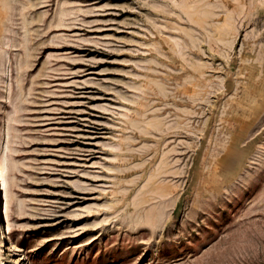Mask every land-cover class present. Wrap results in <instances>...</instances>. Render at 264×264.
I'll list each match as a JSON object with an SVG mask.
<instances>
[{
	"label": "rangeland",
	"instance_id": "374dc122",
	"mask_svg": "<svg viewBox=\"0 0 264 264\" xmlns=\"http://www.w3.org/2000/svg\"><path fill=\"white\" fill-rule=\"evenodd\" d=\"M0 234V264H264V0H0Z\"/></svg>",
	"mask_w": 264,
	"mask_h": 264
},
{
	"label": "bare ground",
	"instance_id": "6f19581e",
	"mask_svg": "<svg viewBox=\"0 0 264 264\" xmlns=\"http://www.w3.org/2000/svg\"><path fill=\"white\" fill-rule=\"evenodd\" d=\"M5 195V194H4ZM5 200V199H4ZM8 205H9V202H8V200H7V202H6V208L8 207ZM1 235V234H0ZM3 238V237H2ZM1 243H2V241H1ZM3 246V245H2ZM9 249V248H8ZM0 250H2V249H0ZM1 253V252H0Z\"/></svg>",
	"mask_w": 264,
	"mask_h": 264
}]
</instances>
